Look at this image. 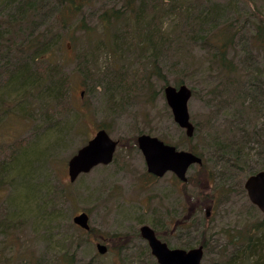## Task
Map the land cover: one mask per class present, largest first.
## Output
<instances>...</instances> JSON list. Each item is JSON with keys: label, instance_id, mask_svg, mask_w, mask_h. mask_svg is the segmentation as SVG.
<instances>
[{"label": "rangeland", "instance_id": "obj_1", "mask_svg": "<svg viewBox=\"0 0 264 264\" xmlns=\"http://www.w3.org/2000/svg\"><path fill=\"white\" fill-rule=\"evenodd\" d=\"M84 1H75L80 11L72 17L58 0H36L24 15L15 7L26 0H0V264H61L66 252L75 264H158L139 236L141 225L170 248L203 244L201 264L227 263L239 250L238 233L250 235L248 262L262 264L264 214L243 184L264 170V44L256 33L264 27V0H186L181 11L160 14L157 0ZM165 1L161 6H170ZM139 5L153 22L147 28L129 21ZM188 7L192 19L197 9L216 8L215 27L189 28ZM110 8L122 18L105 26L101 15ZM11 16L13 27L6 23ZM212 28L232 35L229 72L202 40ZM39 34L53 46L69 86L68 101L51 115L5 73ZM82 57L93 64L84 69L87 78L80 75ZM180 79L192 93L190 139L163 93ZM99 129L117 141L111 163L70 182L68 159ZM140 134L191 149L202 162L187 170L185 183L171 173L149 176ZM81 212L94 234L86 242L77 241L72 221ZM96 243L108 251L99 254Z\"/></svg>", "mask_w": 264, "mask_h": 264}, {"label": "trees", "instance_id": "obj_2", "mask_svg": "<svg viewBox=\"0 0 264 264\" xmlns=\"http://www.w3.org/2000/svg\"><path fill=\"white\" fill-rule=\"evenodd\" d=\"M61 9H64L63 11H66L70 16H76L80 9L76 5V0H58ZM130 2L134 0H129ZM165 1V0H164ZM162 0H157L158 2V14L161 12H169V10H178L181 11L182 4L186 0H166L165 2L169 3L170 6H161V4L164 2ZM88 0H85L83 4H86ZM175 2V3H173ZM36 0H26L25 3H22L17 8L15 7V14H25V10L28 9L33 10L36 9L35 7ZM128 9V4L126 5ZM170 7L172 9H170ZM138 11L132 16L131 19H129L132 24L136 26V28H143L145 26L146 28L153 24L152 21L148 19V15L145 14L147 11L146 5H139ZM156 9V8H155ZM166 9V10H162ZM191 11V10H190ZM216 8H207L206 10L197 9L195 12L194 19L190 17L191 12H189V7L184 10L185 21L187 24H189V28L194 26L195 30H199L204 28L205 26L209 25L210 27H215L216 24V14H217ZM192 16V15H191ZM14 17V16H13ZM13 17H9L8 21L6 23H9L11 27L15 26L17 21L16 17L13 19ZM122 18V12L119 9L110 8L105 10L101 15V23L105 26L110 25L111 23H114L116 21H121ZM155 16L153 15V19ZM154 28L156 32L158 31V25L154 24ZM211 30H214L213 33H210L209 37H204L202 40L208 42L211 44L209 45L210 48H213L218 55V64L223 67L227 72L230 71V64L226 61V51L227 49L232 45V38L231 36H227L226 30H215V28H212ZM256 33L260 41L264 44V27L261 26V23L257 26ZM40 36V37H39ZM41 36L44 37V35L39 34L31 39L28 40V46L26 47L28 50V54H21L20 60H18L14 67L11 69H7L5 71L6 76L13 80V83L16 85H21V87H25L28 94L31 95V99L39 100L41 103L42 108H46L49 110L50 115L54 114V111L59 105H61L64 101H68L69 99V86H66L65 84L66 79L62 76V64H59L57 61H53V54H52V47L49 45V41H42ZM153 37V35H150ZM147 43L151 44L150 39L146 38ZM203 42V41H202ZM154 46V45H150ZM7 46L6 48H8ZM68 47L73 49V46L70 44ZM12 50L11 48L8 49V52ZM7 52V51H6ZM81 62L80 65H82V70L80 71L81 77L87 78V72H84V69L91 71V67L93 64L89 63L88 59L86 57ZM81 58V59H82ZM43 63L46 65V68L42 71L39 70V64ZM30 64H33L34 66L31 67ZM159 69V68H158ZM159 75V73H158ZM20 80V81H18ZM183 84V80L180 79L174 83V86H179ZM109 88V87H107ZM25 90V91H26ZM54 107L53 111H51V107ZM60 110V109H59ZM53 112V113H52ZM194 136V135H193ZM176 147V146H175ZM190 152L196 154L193 150H189ZM5 166L0 162V176L4 173ZM264 171V170H261ZM253 174V173H252ZM251 175V174H250ZM78 235H77V241H87L89 240V237L91 234H93L92 229L90 228L88 231H83L78 228ZM94 235V234H93ZM261 237H256V240H260ZM251 239L252 237L250 235H243L240 236V233H238V236L236 237L237 242L233 243L234 248L236 250V246H238L239 250L235 251L234 258H230L227 263L225 264H236L235 262L239 261L238 264H249L248 259L249 256H252V250H251ZM253 240V239H252ZM203 246V244H201ZM182 248H190L191 246H181ZM70 254L66 252V254L63 255V258L61 259V264H75V261L69 256ZM238 255V256H237ZM68 256V257H67ZM263 256L262 264H264V252L259 255L261 258ZM224 264V263H223Z\"/></svg>", "mask_w": 264, "mask_h": 264}, {"label": "water", "instance_id": "obj_3", "mask_svg": "<svg viewBox=\"0 0 264 264\" xmlns=\"http://www.w3.org/2000/svg\"><path fill=\"white\" fill-rule=\"evenodd\" d=\"M164 98L169 107L173 121L184 130L190 139L194 135V126L190 121L187 103L191 98V90L185 85H166L163 89ZM147 172L159 177L165 173H173L181 182H186V172L193 164L200 165L202 160L196 154L179 150L154 136L140 134L136 138ZM117 141L110 138L107 131L99 129L93 137L70 156L67 161V173L70 182H74L81 174L90 172L97 165L111 163ZM247 197L252 205L264 214V171L249 175L243 184ZM88 215L81 212L72 219L73 223L82 230H89ZM141 237L148 243L151 254L158 264H201L203 247L184 249L169 248L166 243L158 240L152 229L142 226L139 230ZM99 254L106 252V246L97 244Z\"/></svg>", "mask_w": 264, "mask_h": 264}, {"label": "flooded vegetation", "instance_id": "obj_4", "mask_svg": "<svg viewBox=\"0 0 264 264\" xmlns=\"http://www.w3.org/2000/svg\"><path fill=\"white\" fill-rule=\"evenodd\" d=\"M193 126H194V125H193ZM194 129H195V127H194ZM194 131H195V130H194ZM144 162H145V161H144ZM193 165H198V164H193ZM193 165H191V166H193ZM145 166H146V165H145ZM191 166H190V167H191ZM146 172H147V168H146ZM167 173H171V172H167ZM147 174H149V176H152V177H154V178H158L157 176H155V175H153V174H151V173H149V172H147ZM165 174H166V173H165ZM165 174H164V175H165ZM171 174H173V173H171ZM164 175H163V176H164ZM163 176H162V177H163ZM173 176H174V177L176 178V180H177V177H176L174 174H173ZM159 178H161V177H159ZM186 181H187V180H186ZM183 183H185V182H183ZM205 214H206V217H208L210 213H209V211H206ZM142 226H144V225H141V227H142ZM145 226H147V225H145ZM141 227H140V228H141ZM148 227H149V226H148ZM149 228L152 229L151 227H149ZM152 230H153V232H154L155 237H156L158 240H160L161 242H164V241H162V240L160 239V236L158 235V233H157L154 229H152ZM139 236L141 237L140 232H139ZM141 239H143V238L141 237ZM143 240H144V239H143ZM144 241H145V240H144ZM145 243H146V245L148 246V243H147L146 241H145ZM164 243H165V242H164ZM97 244H98V243H96V245H97ZM99 244H101V243H99ZM96 245H95V246H96ZM102 245H103V244H102ZM104 246H105V245H104ZM167 246H168V245H167ZM148 247H149V246H148ZM168 247H169V246H168ZM169 248H170V247H169ZM106 249H107L106 251H108V248H107V247H106ZM149 249H150V247H149ZM150 252H151V250H150Z\"/></svg>", "mask_w": 264, "mask_h": 264}]
</instances>
